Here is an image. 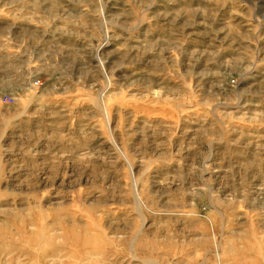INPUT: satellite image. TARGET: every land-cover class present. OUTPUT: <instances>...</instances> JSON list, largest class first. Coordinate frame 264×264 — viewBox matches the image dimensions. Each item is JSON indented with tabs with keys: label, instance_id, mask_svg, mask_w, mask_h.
Here are the masks:
<instances>
[{
	"label": "rangeland",
	"instance_id": "obj_1",
	"mask_svg": "<svg viewBox=\"0 0 264 264\" xmlns=\"http://www.w3.org/2000/svg\"><path fill=\"white\" fill-rule=\"evenodd\" d=\"M0 264H264V0H0Z\"/></svg>",
	"mask_w": 264,
	"mask_h": 264
}]
</instances>
